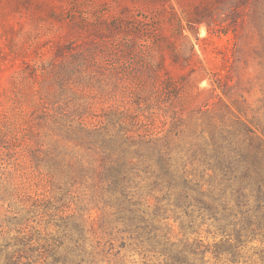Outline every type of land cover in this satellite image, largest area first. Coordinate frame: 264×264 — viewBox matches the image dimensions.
I'll return each mask as SVG.
<instances>
[{
    "label": "trees",
    "instance_id": "1",
    "mask_svg": "<svg viewBox=\"0 0 264 264\" xmlns=\"http://www.w3.org/2000/svg\"><path fill=\"white\" fill-rule=\"evenodd\" d=\"M251 3L248 23L260 35L256 105L242 77L232 83L219 75L212 90L221 88L231 104L216 93L218 101L208 98L186 114L165 108L158 124L155 83L166 56L156 59L151 44L141 52L134 40L113 55L119 65L142 58L137 68L147 88L135 104L115 93L99 107L72 84L77 78L69 81L75 69L68 60L60 65L67 79L45 77L40 92L53 107H40L30 130L2 145L12 162L0 174V264H264V10ZM195 9L181 32L202 23L212 32L207 8ZM129 27L124 19L114 24L118 33ZM131 27L139 28L136 37L161 42L157 23ZM231 59L238 68L242 47ZM109 78L118 90V72ZM24 165L46 179L45 190L24 185Z\"/></svg>",
    "mask_w": 264,
    "mask_h": 264
},
{
    "label": "rangeland",
    "instance_id": "2",
    "mask_svg": "<svg viewBox=\"0 0 264 264\" xmlns=\"http://www.w3.org/2000/svg\"><path fill=\"white\" fill-rule=\"evenodd\" d=\"M251 1L237 7L232 0L156 3L145 0H0V174L4 166L7 168L4 173L10 172L7 164L12 162L10 154L2 152V145L30 130L40 107H53L47 104L40 86L45 77L63 74L61 62L68 60L75 69L72 78L63 74L64 79L77 78L72 84L85 92L88 99L93 98L99 107L103 106L104 97L115 93L122 94L133 104L138 101L141 89L147 88L144 87L147 78L137 68L142 58L136 55L130 62L119 65L113 55L122 44L132 40L139 51L151 44L155 46L156 59L161 51L166 56L167 69H162L160 80L155 83L158 124L162 125L166 119L165 108L176 106L186 114L208 98L211 102L218 101L216 93L231 104L221 88L212 90L219 75H231L232 83L242 77L246 86L244 92L250 103L256 105L261 91L254 49L260 44V35L258 29L248 23ZM258 4L264 10V0H258ZM197 5L207 8L205 18L213 31L202 23L195 30L185 29L182 33L180 23L187 24V14L196 15ZM123 19L130 27L122 33L115 32L114 24ZM151 22L160 28L158 45L144 36L136 37L134 31L139 28L131 27ZM239 46L242 59L238 68H232V52ZM244 58L248 64L244 63ZM112 72H118V77L122 78L118 90L109 78ZM82 76L91 78L90 82L80 81ZM167 85L171 88L166 89ZM53 86L60 89L57 84ZM105 104L109 103L105 101ZM2 135L6 136V142L1 139ZM26 165L21 171L24 172V168L27 171L24 185L45 190L46 179ZM91 207L90 219L97 227L101 212L94 203Z\"/></svg>",
    "mask_w": 264,
    "mask_h": 264
}]
</instances>
